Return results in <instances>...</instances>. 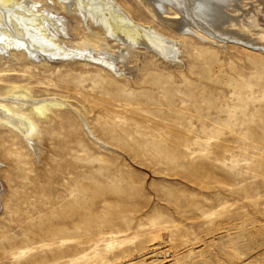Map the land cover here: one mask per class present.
I'll use <instances>...</instances> for the list:
<instances>
[{"label":"rangeland","instance_id":"rangeland-1","mask_svg":"<svg viewBox=\"0 0 264 264\" xmlns=\"http://www.w3.org/2000/svg\"><path fill=\"white\" fill-rule=\"evenodd\" d=\"M117 1L179 42L176 62L143 43L116 62L122 74L21 50L0 60L2 91L29 80L34 97L58 94L106 142L68 106L41 122L40 158L0 128V147L25 152L0 173V264H264V50L193 26L182 36L161 19L181 18L174 9L155 18L141 0ZM238 3L229 12L257 16L248 33L264 31V0ZM121 42L108 37L109 53Z\"/></svg>","mask_w":264,"mask_h":264},{"label":"bare ground","instance_id":"bare-ground-1","mask_svg":"<svg viewBox=\"0 0 264 264\" xmlns=\"http://www.w3.org/2000/svg\"><path fill=\"white\" fill-rule=\"evenodd\" d=\"M238 1L241 0H141L155 18L170 8L174 9V13L181 14V18L172 22L166 17L161 19L182 36L193 32V26L209 39L217 38L224 43L233 40L251 49L264 50V41H260L264 40V31L253 34L247 31L256 24L257 16L254 18L253 14L251 19H246L243 14L229 12L230 9H239ZM60 10L71 13L77 20V26L68 28V20H64ZM235 25L238 28L232 27ZM108 37L121 40L126 47L115 55L110 54ZM138 43L154 49L171 63L177 61L180 53L178 41L170 40L151 25L137 20L117 0H0V60H13L16 51L21 50L40 65H51L54 59L67 62L81 59L122 74L124 71L118 69L116 62L124 61ZM59 78L62 80L60 85L73 88L64 75ZM30 83L29 80L13 82L4 91L0 89V128H6L14 138L21 135L28 148L40 158L44 149L41 141L46 133L41 129V122L55 115L57 109L68 106L88 131L102 142L82 110L58 94L34 97ZM75 89L81 98L96 103L90 92L78 90L79 86ZM129 94L125 91V95ZM80 105L86 111L85 106ZM128 110L132 117H140L131 106ZM24 154L22 146H1L0 173L7 161L12 168H18ZM67 193L71 195L74 191L70 189ZM44 195L50 198L49 193Z\"/></svg>","mask_w":264,"mask_h":264}]
</instances>
